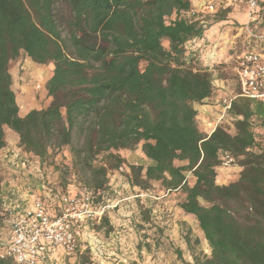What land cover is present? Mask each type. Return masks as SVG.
<instances>
[{
    "label": "trees",
    "instance_id": "trees-1",
    "mask_svg": "<svg viewBox=\"0 0 264 264\" xmlns=\"http://www.w3.org/2000/svg\"><path fill=\"white\" fill-rule=\"evenodd\" d=\"M193 12L191 0H0V151L5 126L41 161L69 146L96 196L109 184V169L127 164L132 185L147 189L155 180L184 190L180 206L212 248L208 264H264V150L255 132L256 121L264 124V100L234 99L235 132L223 123L210 135L200 130L195 105L215 87L212 73L188 60V44L207 28ZM21 51L55 65L46 85L51 103L24 116L10 72ZM140 143L146 166L116 153ZM222 153L242 166L229 184L217 183ZM5 218L0 178V228ZM0 264L15 263L0 257Z\"/></svg>",
    "mask_w": 264,
    "mask_h": 264
},
{
    "label": "rangeland",
    "instance_id": "rangeland-1",
    "mask_svg": "<svg viewBox=\"0 0 264 264\" xmlns=\"http://www.w3.org/2000/svg\"><path fill=\"white\" fill-rule=\"evenodd\" d=\"M213 2V12L203 7L204 10L197 12L195 16L204 20L206 30L209 29L213 36L199 46L188 45L187 55L193 67L209 69L212 73L213 82L216 83L214 95L219 99L217 103H222L224 97L241 92L238 56L250 48V44L257 48L258 44L245 43L241 37L234 40L245 22L231 12L241 9L246 13L247 9H242L246 8L245 4L234 5L229 0ZM59 14L62 21H66L71 16L69 7L61 6ZM164 45L168 48V41L165 40ZM208 55L215 56V60L211 65L204 66L202 56ZM54 67L53 62L34 61L24 51L11 60L12 88L22 112L47 107L51 103L52 97L49 96L46 85ZM235 120L236 117L230 114L223 125L235 132ZM255 132L258 148L264 150V124L260 121H256ZM14 150L17 154L18 151L22 154V150L17 147ZM116 153L125 157L127 163L144 166L150 163L143 152L142 143ZM221 159L222 163L217 167V183L229 184L238 180L242 170L239 159L228 153H222ZM33 160L28 157L27 167L29 169L36 165L35 180L26 176L29 179L25 181H37L34 184L37 188L43 183L48 194L42 192L38 198L48 199L52 207L56 206L58 196L62 193L88 191L73 165L69 146L51 150V154L44 161L39 157L35 163ZM2 162L0 160L1 178V172L4 171ZM184 163L186 162L177 161L179 165ZM130 174L127 164L109 169L107 188L101 191V195L96 192L97 202L107 205L105 212L82 229L80 246L75 253L68 254L63 249H57L47 264H208L212 253L211 245L200 229L196 217L186 213L180 206L186 197L184 190L166 189L160 181L155 180L149 188L142 189L132 185ZM186 175L189 184H193V174L186 171ZM7 231L8 227L3 225L0 228V238Z\"/></svg>",
    "mask_w": 264,
    "mask_h": 264
},
{
    "label": "built area",
    "instance_id": "built-area-1",
    "mask_svg": "<svg viewBox=\"0 0 264 264\" xmlns=\"http://www.w3.org/2000/svg\"><path fill=\"white\" fill-rule=\"evenodd\" d=\"M234 5L245 4L248 25L257 22L264 0H229ZM210 12L215 3L205 6ZM195 13V11L193 12ZM249 37L256 46L244 50L238 56V79L241 92L224 97L222 104L229 110L235 98L245 96L264 98V32L247 27ZM6 211L5 226L9 238L0 244V257L11 259L15 264H47L55 250L75 253L80 246V234L85 225L100 218L107 205L97 202L93 191L62 193L58 203L52 207L46 199L38 198L33 207L10 209Z\"/></svg>",
    "mask_w": 264,
    "mask_h": 264
},
{
    "label": "crops",
    "instance_id": "crops-1",
    "mask_svg": "<svg viewBox=\"0 0 264 264\" xmlns=\"http://www.w3.org/2000/svg\"><path fill=\"white\" fill-rule=\"evenodd\" d=\"M213 1L214 0H191L192 11L199 13L200 11L204 10L203 7H205L207 3ZM242 9L245 10L247 9V7L246 8L243 7ZM242 11L241 9H239L238 11L231 12L235 14V16L244 20L245 22V24L239 28L237 35L234 36V40H238V38L241 37V39H243V42L251 43L253 41L249 37V34L247 32V27L249 26V28L257 32H264V7H262L261 10L259 11V17L257 22H253L249 25L247 24L248 11L245 10L246 13ZM199 17L200 16H197L196 18ZM212 36L213 34L209 29L205 30V33L201 38L191 40L188 45L195 44L199 46L207 39H210ZM250 45L254 46L253 44ZM258 49H260L259 46ZM214 58L215 56L213 57L212 55L202 56L203 65L204 66L211 65L212 62L215 60ZM213 84L215 87L216 83L213 82ZM263 99L264 98H262V100ZM217 100H219L218 97L213 94L211 97H208L204 101L205 103L195 105V108L197 110L196 119L198 122V126L201 131L205 132L208 135H210L215 130L217 125L227 122L228 116H230L231 114L229 110H225L222 103H217ZM28 112L29 111H24V112H22L21 110L19 111L21 116L26 115ZM5 132H6L7 145L0 151V160L3 161L2 164L4 165V171L1 172L3 177L2 178L0 177L2 179V197L4 200V204L6 205V207L10 209L33 207L35 201L39 197L38 196L39 194H42V192L44 194H48V192L45 191L46 187L43 183L40 184L37 188L34 185L35 182L37 181L35 182L30 181V183L25 181L29 179L26 176H29L31 177L30 179L35 180L34 176L36 175L35 173L36 165L29 169L27 167L28 157L30 156L31 158H33L34 163L35 161L38 160V157L31 152H26L23 150V148L20 146V137L17 132L13 131L8 126H5ZM16 147L19 150H22V154L23 153L24 154L23 155L20 154L19 151L18 154L17 152H14L15 151L14 149ZM47 201L49 200L47 199ZM8 238H9V232L7 231L3 235V237L1 236L0 240L1 239L3 240L0 243L2 244L7 242Z\"/></svg>",
    "mask_w": 264,
    "mask_h": 264
}]
</instances>
